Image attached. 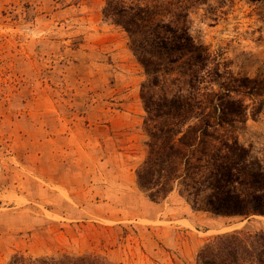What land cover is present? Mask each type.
<instances>
[{"label":"rangeland","instance_id":"obj_1","mask_svg":"<svg viewBox=\"0 0 264 264\" xmlns=\"http://www.w3.org/2000/svg\"><path fill=\"white\" fill-rule=\"evenodd\" d=\"M104 5L0 0V264L17 253L196 264L213 236L264 228L199 210L178 186L154 201L139 189L146 76ZM190 26L235 77H264V0H208ZM235 135L264 172V106Z\"/></svg>","mask_w":264,"mask_h":264},{"label":"trees","instance_id":"obj_2","mask_svg":"<svg viewBox=\"0 0 264 264\" xmlns=\"http://www.w3.org/2000/svg\"><path fill=\"white\" fill-rule=\"evenodd\" d=\"M208 0H105L103 17L127 35L142 66L148 136L136 184L151 200L175 186L215 216L264 217V172L235 135L264 106V77H235L190 34V15ZM252 102L248 113L245 100ZM182 195V194H181ZM6 264H114L97 254L13 255ZM196 264H264V228L213 236Z\"/></svg>","mask_w":264,"mask_h":264}]
</instances>
